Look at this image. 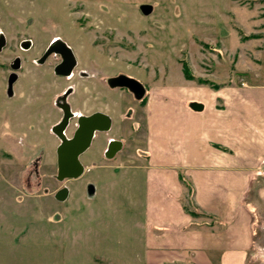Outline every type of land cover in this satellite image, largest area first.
Listing matches in <instances>:
<instances>
[{
	"label": "rangeland",
	"instance_id": "obj_1",
	"mask_svg": "<svg viewBox=\"0 0 264 264\" xmlns=\"http://www.w3.org/2000/svg\"><path fill=\"white\" fill-rule=\"evenodd\" d=\"M0 34V264H145L141 231L132 221L143 214L130 208L120 186L104 197L105 167L135 165L128 156L143 148L146 128L127 132L133 120L145 124L152 88L201 85L186 79L182 60L213 90L264 86V0H0ZM57 39L78 62L68 80L50 70L54 59L36 61ZM27 40L31 46L24 50L20 43ZM11 71L16 78L9 85ZM119 74L144 84L143 103L130 91L109 88L107 80ZM97 87L105 108H117L113 129L95 134L81 154V177L59 181L60 139L52 131L61 118L56 99L71 88V112H92L96 104L85 98L95 102ZM76 127L74 118L66 136ZM106 138L125 139L113 160L103 152ZM62 187L70 195L58 201ZM257 241L251 262L264 264V230Z\"/></svg>",
	"mask_w": 264,
	"mask_h": 264
},
{
	"label": "crops",
	"instance_id": "obj_2",
	"mask_svg": "<svg viewBox=\"0 0 264 264\" xmlns=\"http://www.w3.org/2000/svg\"><path fill=\"white\" fill-rule=\"evenodd\" d=\"M188 85L150 90L145 124L133 120L127 132L145 126L144 146L128 156L134 166L105 167L104 197L120 186L143 214L132 221L145 264H253L264 230V86ZM114 110H102L109 131ZM118 140L122 149L108 160L123 152Z\"/></svg>",
	"mask_w": 264,
	"mask_h": 264
},
{
	"label": "water",
	"instance_id": "obj_3",
	"mask_svg": "<svg viewBox=\"0 0 264 264\" xmlns=\"http://www.w3.org/2000/svg\"><path fill=\"white\" fill-rule=\"evenodd\" d=\"M146 11H150L148 8H143ZM23 48L27 49L31 46L30 41L23 43ZM59 45L56 49L55 46ZM5 46V37L0 35V50ZM52 53H60L63 58V62L55 69L56 75L70 76L72 70L76 66V57L71 48L62 40H57L46 51L43 59L51 55ZM19 59L15 60L13 69L19 68ZM16 78V73L12 80L9 81V85ZM111 87L126 88L128 89L137 100L143 99L146 93V88L142 82L134 77H130L126 74H121L113 77L109 80ZM10 87V86H9ZM193 108H201V105L193 104ZM72 113H68L66 110L64 119L52 128L53 133L60 139V144L57 147V175L56 178L59 181H65L68 179H77L84 173L85 167L80 161V156L90 147L94 135L96 132H106L111 128V118L102 112L94 113L90 116H80L78 119V125L74 131L72 137H67L65 130L69 124V119ZM123 143L119 140H112L108 145V152L106 158L111 159L116 153L122 149ZM68 196V189L66 187L61 188L55 195L58 201H65Z\"/></svg>",
	"mask_w": 264,
	"mask_h": 264
},
{
	"label": "flooded vegetation",
	"instance_id": "obj_4",
	"mask_svg": "<svg viewBox=\"0 0 264 264\" xmlns=\"http://www.w3.org/2000/svg\"><path fill=\"white\" fill-rule=\"evenodd\" d=\"M1 35V34H0ZM58 40V39H57ZM57 40H53L52 42H50V44L47 46V48H46V50L44 51V53L39 57V58H37V63H39V64H45V63H47L51 58L52 59H54L53 61H54V64L52 65V64H49L50 65V70L56 75V73H55V69H56V67L58 66V65H60L62 62H63V58H62V55L60 54V53H52L51 55H49L48 57H46L45 59H43V57H44V55H45V53H46V51L50 48V46L52 45V44H54ZM27 41H29V40H27ZM25 41H22L21 43H20V47L21 48H23V43H24ZM59 47V45H56L55 46V48L57 49ZM30 48V47H29ZM29 48H27V49H25V48H23L24 50H28ZM1 51V50H0ZM19 59V58H18ZM20 61V60H19ZM76 61H77V59H76ZM78 66V62L76 63V66H75V68L72 70V73H71V75L70 76H59V75H56L57 77H60V78H65V79H71V76H73V72H74V70L76 69V67ZM81 73H83L85 76H87V71H81ZM14 75H15V72L14 71H11V73L9 74V76H8V84H9V81L10 80H12L13 79V77H14ZM119 75H121V74H119ZM90 76H93L92 74H90ZM116 76H118V75H116ZM115 76V77H116ZM107 84H108V86H109V88H114V89H116L117 87H111V85H110V83H109V79L107 80ZM9 86V85H8ZM120 89H123V90H127V92H129V90L128 89H126V88H120ZM71 93H72V91H71V88H67L66 90H65V92L60 96V100H59V102L57 101V99H56V105L58 106V108L60 109V111H61V118H60V120H59V123L64 119V117H65V112H66V110L68 111V113L70 114V112H71V106L68 104V102H67V98L71 95ZM94 94H95V96H92L93 98H94V101L95 102H93V101H90V97H86L85 98V102H87V103H89L90 102V104H91V102H92V106H93V104H96L95 105V107L93 108L94 110L92 111V112H88V113H80L79 115H77V114H73L72 112V116L70 117V119H69V123L71 122V120H73L74 118H75V122H76V125H78V119H79V117L80 116H90V115H92V114H94V113H97V112H102V113H105V112H103L102 110L105 108V102H104V99H105V94H104V92L102 91L101 92V88H99V87H97L96 89H95V92H94ZM130 94L132 95V96H134L131 92H130ZM145 96H146V93H145ZM144 96V97H145ZM143 97V98H144ZM135 98V97H134ZM104 104V108L102 107V108H99V106L100 105H103ZM106 114V113H105ZM108 115V114H107ZM110 118H111V116L110 115H108ZM58 123V124H59ZM69 125V124H68ZM107 132H109V131H106V132H96L95 134L97 135V134H104V133H107ZM112 141V140H111ZM110 141V142H111ZM109 142V143H110ZM109 143H108V145H109ZM107 151H106V154H107V152H108V146H107ZM105 157H106V155H105ZM69 180H72V179H68L67 181H69ZM63 188V187H62ZM61 189V188H60ZM60 189H58V191L60 190ZM57 191V192H58ZM56 192V193H57ZM56 193H55V195H56Z\"/></svg>",
	"mask_w": 264,
	"mask_h": 264
},
{
	"label": "trees",
	"instance_id": "obj_5",
	"mask_svg": "<svg viewBox=\"0 0 264 264\" xmlns=\"http://www.w3.org/2000/svg\"><path fill=\"white\" fill-rule=\"evenodd\" d=\"M207 45V44H205ZM208 46L210 48H212L213 46L209 45ZM207 46V47H208ZM213 50V49H212ZM181 61V60H180ZM182 65H183V72H184V76L186 77V79L188 80H195L196 82L200 83V84H211V81L209 79H201L199 77H196L192 71H191V68L187 62L186 59L182 60ZM145 101V97L143 99H141V102L143 103Z\"/></svg>",
	"mask_w": 264,
	"mask_h": 264
}]
</instances>
